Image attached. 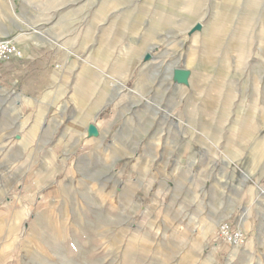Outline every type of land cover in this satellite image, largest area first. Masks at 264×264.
I'll list each match as a JSON object with an SVG mask.
<instances>
[{
  "label": "rangeland",
  "instance_id": "1",
  "mask_svg": "<svg viewBox=\"0 0 264 264\" xmlns=\"http://www.w3.org/2000/svg\"><path fill=\"white\" fill-rule=\"evenodd\" d=\"M0 39L54 51L0 107V264H264V0H0Z\"/></svg>",
  "mask_w": 264,
  "mask_h": 264
},
{
  "label": "crops",
  "instance_id": "2",
  "mask_svg": "<svg viewBox=\"0 0 264 264\" xmlns=\"http://www.w3.org/2000/svg\"><path fill=\"white\" fill-rule=\"evenodd\" d=\"M53 62L54 51L50 46L31 45L24 47L22 59L2 63L0 107L5 109L10 105L14 115L25 111L39 112L45 105L44 96L52 78Z\"/></svg>",
  "mask_w": 264,
  "mask_h": 264
},
{
  "label": "built area",
  "instance_id": "3",
  "mask_svg": "<svg viewBox=\"0 0 264 264\" xmlns=\"http://www.w3.org/2000/svg\"><path fill=\"white\" fill-rule=\"evenodd\" d=\"M24 57L18 45L10 39H0V65ZM217 241L232 248L242 247L246 243L244 233L235 229L231 223L225 221L217 229Z\"/></svg>",
  "mask_w": 264,
  "mask_h": 264
},
{
  "label": "bare ground",
  "instance_id": "4",
  "mask_svg": "<svg viewBox=\"0 0 264 264\" xmlns=\"http://www.w3.org/2000/svg\"><path fill=\"white\" fill-rule=\"evenodd\" d=\"M252 3H253V1H252ZM258 4V3H257ZM253 5H255V4H253ZM250 12H252V11H249L248 12V15L246 16V18H245V20H251L252 21V19L254 18L253 17V15H254V13H250ZM242 33H243V35H245L247 32L244 30V31H242ZM214 34H216V32L214 33ZM178 78H179V80H180V83L185 87H187V86H190L191 85V83H192V75L190 74V72L188 71V72H186V73H184V75L183 74H181V72H179V74H178ZM177 78V79H178ZM178 80V81H179ZM89 129V134H94L95 133V131H92V130H90V128H88ZM253 156H254V154H253Z\"/></svg>",
  "mask_w": 264,
  "mask_h": 264
}]
</instances>
